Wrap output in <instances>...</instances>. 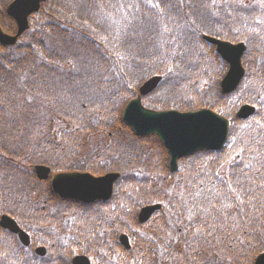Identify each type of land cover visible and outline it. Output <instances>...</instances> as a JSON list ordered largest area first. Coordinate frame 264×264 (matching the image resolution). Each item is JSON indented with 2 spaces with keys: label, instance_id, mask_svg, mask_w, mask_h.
<instances>
[{
  "label": "trees",
  "instance_id": "16d2710c",
  "mask_svg": "<svg viewBox=\"0 0 264 264\" xmlns=\"http://www.w3.org/2000/svg\"><path fill=\"white\" fill-rule=\"evenodd\" d=\"M108 1L103 0L98 9L92 0H48L15 46L0 45V53L7 54L6 59L0 55V99L4 101L0 105V214L10 215L25 227L30 220L54 216L62 221L64 216L78 215L80 226L89 221L83 237L88 246L92 244L89 234L92 237L100 227H107L94 241L112 264H252L264 252V208L259 207L264 203V188L253 193L257 210L251 214L256 219L231 232L225 238V250L216 247L212 237L211 243L204 244L193 242L192 235L197 227L201 233L207 231L200 223V209H208L210 203L219 208L217 193L228 198L224 203L237 195L227 183L221 184L217 174L224 181L231 180L234 187L236 178L252 187L264 183L259 179L264 175V0H190L192 7L185 5L183 15L175 16V8L164 14L175 16L179 28L144 5L139 10L124 6L120 21H110L107 27L104 12ZM4 18L3 29L12 33L11 20ZM98 19L103 26L96 24ZM158 20L161 25L168 23L173 32L161 35ZM128 23L137 29L130 54L108 59L102 37L109 32L115 36ZM203 35L246 45L245 78L232 94L220 93L219 81L226 66L218 73L223 62L202 40ZM71 59L79 60L78 72L70 68L67 61ZM205 62L209 64L200 71L205 76H196ZM211 65L216 69L209 73ZM154 75H161L163 81L144 100L149 107L190 111L206 107L231 120L222 150L197 152L179 161V170L172 174L159 142L138 137L123 126L124 106L140 84ZM183 89H190L191 97L177 96ZM26 96L35 99L28 102ZM233 98L236 105H255L253 117L237 120L236 108L230 103ZM58 123L65 127L57 128ZM99 129L106 132L109 143L89 163L82 162L81 168L94 174L121 173L112 199L94 206L58 199L48 183L36 178L33 167L71 170L77 157L69 155H77L84 133ZM150 146L152 150H146ZM248 164L255 166L252 172L245 169ZM249 176L257 179L248 181ZM154 202L163 205L160 217L153 225H139L136 210ZM232 213L236 215V210ZM80 226L74 228L76 233ZM131 230L136 244L123 251L115 235ZM15 244L11 245L15 257L10 264H31L33 260ZM193 249H197L195 254ZM67 255L60 251L58 263L65 264ZM8 262L4 258L0 264Z\"/></svg>",
  "mask_w": 264,
  "mask_h": 264
},
{
  "label": "snow or ice",
  "instance_id": "6c2138e0",
  "mask_svg": "<svg viewBox=\"0 0 264 264\" xmlns=\"http://www.w3.org/2000/svg\"><path fill=\"white\" fill-rule=\"evenodd\" d=\"M127 7H134L138 10L141 5L146 6L148 11H155L158 17L166 19L168 22L176 24V27H181L179 22L175 19V16L183 15V9L185 5L189 8L192 7L190 0H157L156 3H153L152 0H126ZM92 3L96 8L103 7V0H92ZM215 3V0H213ZM125 6V3H119V7ZM264 7V4L261 5ZM173 8L176 9L175 16L168 15L164 17L165 12L172 13ZM98 26H103V20L98 19L95 21ZM158 27L160 28V34L164 33L171 34L173 29L169 27L168 23L160 24V21H156ZM257 24L260 21H256ZM105 31L109 32L108 28L105 27ZM137 35V29L131 24L128 23L124 27L117 30L116 35L113 36L111 32L107 36H103L102 40L108 46L107 53L108 59H111L112 55H115L117 59H123L125 55L130 54L129 49L131 48L132 42L134 41ZM6 59L7 54H2ZM224 61H229V54L224 53ZM70 65V68L78 72L80 70V62L76 59H71L67 61ZM115 64V61H112ZM225 68L224 63H220L218 68V73L223 72ZM169 72L173 71L172 68L168 69ZM130 88L131 85L129 84ZM34 97L26 96L25 100L31 102ZM4 101L0 99V105ZM127 123L137 131L147 130L153 137L155 142H159L165 145H176L182 146L186 143L210 140L216 134V125L214 122L207 117H192V118H177L172 119L170 117L157 114L156 111L144 105L143 107H138L137 105H130L127 109L126 115ZM234 164V162H230ZM259 163V161H257ZM264 167V165H261ZM253 164L245 165V169L248 172H252L254 169ZM259 171V169H256ZM91 176V173L88 174ZM217 178L220 180L221 184L227 183L228 188L237 193L234 200H231L229 203H224L223 199L220 198V194L217 193V202H219L220 207L216 208L215 203H210L208 209L201 208V218L200 223L204 224L207 227V231L201 233L199 228L193 232L192 240L193 242H201L204 244H209L212 241L209 237H212L215 240V246L218 247L221 251L225 250L228 247V242L225 239L231 232L238 231L242 227L250 226L252 222L256 219L251 213L257 210V202L253 193L256 192L259 188H264V183L258 184L255 187L251 185H246L245 182L241 181L239 178L235 180V187L231 180L224 181L222 177ZM257 177L249 176L248 181H255ZM259 179L264 180V175L259 177ZM53 180L72 186L74 184L80 183L83 181V177L72 171L57 172L53 176ZM100 184V179L96 178L91 181L92 186H98ZM203 189L198 190L195 193V197H199ZM252 197V199H249ZM2 207V204H0ZM259 207L264 208V203H261ZM214 209V211H213ZM232 210H236V215H233ZM11 211V209H9ZM255 238V237H254ZM251 247V245H249ZM197 249H193L195 254Z\"/></svg>",
  "mask_w": 264,
  "mask_h": 264
},
{
  "label": "water",
  "instance_id": "95a60500",
  "mask_svg": "<svg viewBox=\"0 0 264 264\" xmlns=\"http://www.w3.org/2000/svg\"><path fill=\"white\" fill-rule=\"evenodd\" d=\"M46 0H14L6 9V13L12 17L17 25V32L14 36H9L0 28V44L3 45H13L17 38L28 28V16L37 12L40 8V4ZM203 39L214 45L216 52L221 56L224 60V53L229 54V61L226 63L229 66V69L225 75V77L221 81V92L229 93L233 91L239 84L244 71L241 65V57L245 50L243 44H230L227 42H222L215 38L204 36ZM161 80L160 77H153L146 81L140 88V95H146L151 92ZM130 105H137L138 107H143L141 105V98L138 96L136 99L130 101L122 113V122L130 127L132 131L138 135H151L147 130L137 131L133 129L126 120L127 109ZM254 112V108L250 106H243L240 108L237 113V117L246 118L250 116ZM157 114L164 115L170 117L172 119L177 118H192V117H207L210 118L214 124L216 125V134L210 140H202L196 142L186 143L182 146L176 145H165V148L168 150L170 163L169 169L171 171L176 170V162L180 157L189 155L198 150L209 149V150H218L220 149L227 137L229 123L226 119L218 116L214 112L210 110H200L194 113H179L176 111H166V112H158ZM36 174L39 179H47L50 173L49 168L44 166H37L35 168ZM83 177V181L72 186H68L62 183H59L55 180H51V186L58 196L61 198H68L72 200L82 201L84 203H90L97 199L106 200L110 197L112 192L113 182L117 179L118 174H107L101 177H93L88 174H80ZM96 178L100 179V184L98 186H92L91 181ZM159 205L148 206L142 208L139 214V220L141 222L145 221L152 215V213L159 209ZM0 226L6 228L12 233H17L19 236V240L24 244H28V236L18 227L16 222L8 216H2L0 219ZM121 242L127 247V239L125 236L120 238ZM43 251V249H41ZM41 254L43 252H40ZM73 264H88V261L84 257H76L73 260ZM254 264H264V253L259 255Z\"/></svg>",
  "mask_w": 264,
  "mask_h": 264
},
{
  "label": "rangeland",
  "instance_id": "374dc122",
  "mask_svg": "<svg viewBox=\"0 0 264 264\" xmlns=\"http://www.w3.org/2000/svg\"><path fill=\"white\" fill-rule=\"evenodd\" d=\"M6 2L5 0H0V2ZM108 1V0H107ZM11 2V0H8L6 2V5H2L3 3H0V6L3 10H1L3 13H4V9L6 8V6ZM110 1H108V5L109 7L105 10L104 12V16H107L105 21H106V26L109 27L111 22H119L120 21V14L122 13V11L124 10V6L123 7H119V3H125V6H127V2L126 0H113L110 4H109ZM0 11V13H1ZM1 21H6V19L4 18L3 15H1ZM31 24L34 23L33 21V18H31L30 20ZM11 23L14 25V22L11 20ZM112 29H115L114 26H112ZM209 64V62H206L204 64H201L200 67H199V71L198 73L196 74V76H205L204 73H200L201 71V68L204 67V66H207ZM214 64V63H213ZM209 73L213 72L216 67L215 66H212L209 68ZM188 84H184V86H187ZM182 92L177 95V96H183V97H191V94L193 92L190 91V89H183L181 90ZM233 105H231L232 107L234 108H238L239 106H241V104H238L236 105V99L234 98L233 101H232ZM235 103V105H234ZM93 119L95 120V117H93ZM92 122V121H91ZM55 126L57 128H63L65 127L63 124H55ZM96 133H92V132H89L88 134L85 135L84 133V137H83V146L81 148H77L76 151L78 152L77 153V158L76 160H74L75 162H77V164H74L71 166V168H75V169H78V168H81V164L82 162H84L85 160H87L88 158H93L94 156H96L95 154L98 153L100 150H102L103 146L105 145V143H109V140H107V135H106V132L105 131H102V130H94ZM146 150H148L146 148ZM70 154V153H69ZM74 156L76 155L75 153H72ZM71 156V154L69 155ZM88 161V160H87ZM73 163V161L71 162V164ZM2 214V213H1ZM0 214V215H1ZM48 220L50 221H53V220H56L57 222H59V226L57 224H53V223H45L43 224L44 222L42 220L38 221V222H35V221H31V223L35 224V223H40V224H43V225H36L34 228H32V234L36 237H39L41 240L45 241V240H54L53 239V234H56V237L59 239V243L61 245H65V243H70V244H73V249L72 252L73 254H81L83 251H82V248L80 245H78L76 243V239L74 238V235L75 233L74 232H71L72 229H74V226H76V217L75 215L74 216H64L63 217V220L61 221L59 219V221L57 220L56 217L52 216L50 217ZM43 230H41V228ZM40 228V229H39ZM89 228V221L87 220V223L84 227H82V230L81 231H78V235L75 236V237H78V239H81L83 238L86 233H87V230ZM24 229L26 230V227H24ZM28 231V230H27ZM29 234L31 235L30 231H28ZM13 243V242H12ZM6 244L4 243V241L1 239L0 237V249L2 247H5ZM13 250L8 246L7 248V252H12ZM3 256L0 255V258H2ZM10 262L6 263V264H9Z\"/></svg>",
  "mask_w": 264,
  "mask_h": 264
}]
</instances>
